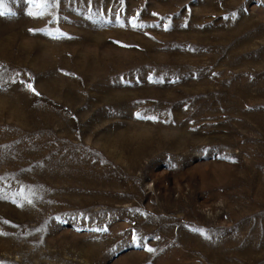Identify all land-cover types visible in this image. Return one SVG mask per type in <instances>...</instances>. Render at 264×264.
<instances>
[{
  "label": "rangeland",
  "instance_id": "obj_1",
  "mask_svg": "<svg viewBox=\"0 0 264 264\" xmlns=\"http://www.w3.org/2000/svg\"><path fill=\"white\" fill-rule=\"evenodd\" d=\"M42 3L0 0V264H264V0Z\"/></svg>",
  "mask_w": 264,
  "mask_h": 264
},
{
  "label": "snow or ice",
  "instance_id": "obj_2",
  "mask_svg": "<svg viewBox=\"0 0 264 264\" xmlns=\"http://www.w3.org/2000/svg\"><path fill=\"white\" fill-rule=\"evenodd\" d=\"M29 2L31 3V2H33V0H29ZM49 5H50V0H43V3L40 5V7H41V11H40L39 13H36V15H43V14H44L43 9L46 8V7H48ZM51 6H54V3H52ZM4 14H5V13H4L3 11H0V16H3ZM29 15H34V13H29ZM135 26H136V25L133 24V27H135ZM29 31H33V30L30 29ZM61 35H63V33H61ZM27 87H28V89H29L30 91H32L34 94L39 95V93L36 92L35 88H33V86H32L31 84H28ZM144 118H145V119H150V120H155V119H156L155 117H144ZM29 202H30V201H29ZM197 231H200L201 234H203V231H202V230H199V229H198ZM147 251H149V252H153V251H155V249L148 248Z\"/></svg>",
  "mask_w": 264,
  "mask_h": 264
}]
</instances>
